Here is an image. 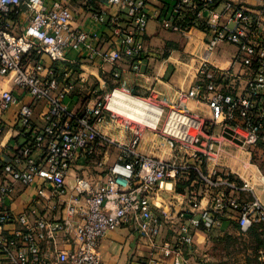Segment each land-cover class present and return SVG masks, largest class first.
Listing matches in <instances>:
<instances>
[{"label":"built area","instance_id":"obj_1","mask_svg":"<svg viewBox=\"0 0 264 264\" xmlns=\"http://www.w3.org/2000/svg\"><path fill=\"white\" fill-rule=\"evenodd\" d=\"M108 8L116 13L108 15ZM153 20L173 32L211 34L186 98L207 104L212 116L185 101L164 98L167 111L158 107L165 120L155 135L173 150V161L141 154V130L124 145L99 129L119 119L110 109L117 91L135 95L126 83L111 93L93 85L77 94L87 79L74 67L79 59L111 67L115 78L125 62L138 74L150 68ZM224 45L237 48L229 66L221 61ZM7 77L24 97L2 91L0 117L21 105L17 122L25 142L0 167V229L15 228L0 232V264H103L102 240L122 228L149 247L143 264H205L196 259L200 235L211 241L230 231L226 225L246 234L264 224V203L250 183L218 163L224 142L250 155L264 144V3L0 0V78ZM76 95L81 105L74 111L66 100ZM42 101L49 109L37 125L34 111ZM122 127L128 131L130 124ZM112 148L121 158L109 165L98 160ZM95 166L99 175L92 179ZM19 184L37 187L44 210L15 214L8 202ZM61 234L73 235V249L46 252L43 245H56Z\"/></svg>","mask_w":264,"mask_h":264},{"label":"crops","instance_id":"obj_2","mask_svg":"<svg viewBox=\"0 0 264 264\" xmlns=\"http://www.w3.org/2000/svg\"><path fill=\"white\" fill-rule=\"evenodd\" d=\"M234 1L241 2L252 8H259L264 3V0ZM157 5H159L158 2ZM115 13V9H107L108 15ZM77 25H81V22H78ZM210 36V32L204 29L193 30L191 33L169 31L164 29L159 22L153 20L149 25L146 42L147 54L151 63L150 68L143 66V73L138 74L130 67L128 62H125L120 67L121 76L115 78L111 67L102 66L101 63L92 64L80 60L78 57L79 64L74 65V67L83 72L87 79L85 84L78 83L80 85L77 94L81 96V91L87 94L93 85L100 87L103 93H111L114 88L126 83L127 86L134 89L136 93L134 97L153 100L155 104H152L165 108V112L167 111V105L163 103L164 98L172 102L185 101L192 110L206 118H210L212 114L207 104L186 98V94L196 80L199 59ZM154 43H166V49L164 48V50L157 52L154 49ZM167 46L175 47V49L169 50ZM222 50L221 61L225 66H229L236 55L237 48L234 45H224ZM72 57L75 59L77 55L74 53ZM45 61L48 65L51 64L48 58ZM147 63L146 61L144 65H147ZM236 69L238 70V68ZM4 90L13 91L20 98L24 97V91L15 87L12 77L0 78V98ZM79 95L66 100V103L74 111L79 110L81 105V103H78ZM20 106H13L10 110L3 112L0 117V127L2 128L0 133V167L10 161L16 148L25 142L22 127L17 122ZM48 109L49 105L46 101L40 102L35 107L33 120L37 125L44 124L43 117ZM164 120L165 116L159 118L157 124L150 127L151 131H146V128L115 131L111 123L100 125L99 129L124 145H130L134 138V132L141 130L143 131V137L138 147V151L141 154L173 161L175 156L173 150L165 141L155 135L156 131L162 130ZM220 140L223 141V138H220ZM121 152L119 148H112L108 155L105 157L99 156L98 160H103L105 164L109 165L121 158ZM218 163L221 169H225L234 174V176H239L248 181L253 188L254 195L264 203V146L257 148L254 150L253 155H250L243 149L224 142V152ZM89 171L93 172V174L91 173L92 179H96V176L99 175V173L97 174L96 166L90 168ZM74 181L75 178L72 176L69 179V186H72ZM172 184H175L173 180L169 183V186ZM41 199L40 191H38L37 187L26 188L19 184L17 189L11 194L8 205L15 214H21L31 209L41 211L44 210ZM224 228L226 230H234L233 227L229 228L227 225ZM3 229H0V232L14 231L11 229L15 228L6 226ZM199 237L200 241L202 239L201 235ZM73 247L74 238L71 234H61L56 245L53 243L43 245V249L46 252H52L57 249L71 250ZM149 250L145 241L131 228L111 231L101 242L103 264H143L149 254Z\"/></svg>","mask_w":264,"mask_h":264},{"label":"rangeland","instance_id":"obj_3","mask_svg":"<svg viewBox=\"0 0 264 264\" xmlns=\"http://www.w3.org/2000/svg\"><path fill=\"white\" fill-rule=\"evenodd\" d=\"M166 43H154V49L160 52L164 48L166 49V45L168 44ZM167 48L169 50L175 49V47L168 46ZM134 94L136 95V93ZM148 101L154 103L153 100ZM125 123L126 120L124 118H119L117 122L113 123V129L120 131L123 128L122 125ZM150 127L147 124H130V129L146 128V131H151ZM230 231L229 234L233 236V240L226 239L219 241L218 238L220 237L217 236V233L211 241H204L203 238L200 239L199 242L201 244L199 245L198 252H196V259L204 261L205 264H264V249L263 251H258L260 241L256 237L250 238L248 235L241 234L238 230Z\"/></svg>","mask_w":264,"mask_h":264},{"label":"bare ground","instance_id":"obj_4","mask_svg":"<svg viewBox=\"0 0 264 264\" xmlns=\"http://www.w3.org/2000/svg\"><path fill=\"white\" fill-rule=\"evenodd\" d=\"M154 104L147 99L144 100L117 91L110 102V109L119 118H124L131 125L147 124V126H155L160 118L161 109Z\"/></svg>","mask_w":264,"mask_h":264},{"label":"trees","instance_id":"obj_5","mask_svg":"<svg viewBox=\"0 0 264 264\" xmlns=\"http://www.w3.org/2000/svg\"><path fill=\"white\" fill-rule=\"evenodd\" d=\"M264 144H262L260 147H263ZM233 229L234 230H238L239 231V227L235 224L233 225ZM230 232L226 233L223 237L218 238L219 241L221 240H233V236H230L229 234ZM244 235H248L250 238L256 237L260 243H259V248L258 251L264 249V224H257L254 225L246 234Z\"/></svg>","mask_w":264,"mask_h":264}]
</instances>
